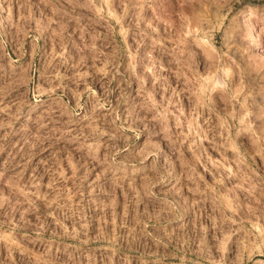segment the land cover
<instances>
[{
    "label": "rangeland",
    "instance_id": "1",
    "mask_svg": "<svg viewBox=\"0 0 264 264\" xmlns=\"http://www.w3.org/2000/svg\"><path fill=\"white\" fill-rule=\"evenodd\" d=\"M0 264H264V0H0Z\"/></svg>",
    "mask_w": 264,
    "mask_h": 264
},
{
    "label": "bare ground",
    "instance_id": "2",
    "mask_svg": "<svg viewBox=\"0 0 264 264\" xmlns=\"http://www.w3.org/2000/svg\"><path fill=\"white\" fill-rule=\"evenodd\" d=\"M198 25H199V24H198ZM250 27H251V28H250V29H251L250 32H251V31H254V30L257 28V27H255V25H251ZM252 35H253V33L251 34V36H252ZM251 42H252V45H254V46L257 45V43H256V41L254 40V37H253V36L251 37ZM258 45H259V44H258ZM159 215H160V214H159ZM161 215H162V214H161Z\"/></svg>",
    "mask_w": 264,
    "mask_h": 264
}]
</instances>
